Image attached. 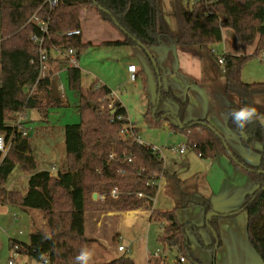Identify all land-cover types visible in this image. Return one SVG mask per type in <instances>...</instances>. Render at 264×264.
<instances>
[{
    "label": "trees",
    "instance_id": "16d2710c",
    "mask_svg": "<svg viewBox=\"0 0 264 264\" xmlns=\"http://www.w3.org/2000/svg\"><path fill=\"white\" fill-rule=\"evenodd\" d=\"M184 1L176 0L177 30L173 31L164 17L163 0H59L52 11L47 0H0V135L9 147L4 158L0 155V206L40 212L48 230L34 232L28 245L12 241L11 248L16 253L39 264L45 260L50 264H76L75 257L80 250L89 249L95 242L86 235V213L93 196L107 195L103 206L116 212L147 209L153 206L159 191L151 183L161 177L175 186L177 205L171 211L154 210L152 216L162 224L158 241L168 247H178L180 256L192 264L202 263L192 253L190 235L213 252L217 243L221 245L217 217L205 221L203 226L179 222L178 211L191 205L203 208L205 217L214 213L212 202L186 194L183 189L188 180L165 172L160 152L140 143L138 128L129 122L126 109L113 98V91L99 83L84 89L81 69L67 68L62 60L52 57L54 49L74 48L82 58L93 47L84 42L83 33L67 35L83 32L81 13L85 9L98 15L123 38L102 45L141 44L147 52L154 48L196 47L216 57L213 48L223 42L224 29L236 34L243 51L256 45L250 56L224 53L221 72L227 95L237 100L227 107V130L240 137L247 150L260 155L258 166H251L238 156L207 120L186 122L189 99L178 96L171 88L160 87L158 104H151L146 119L153 127L181 134L187 148L201 159L208 161L225 156L250 177L257 189L246 197L243 207L235 214H247L249 242L264 264V129L259 122H254L247 126L246 135L240 136L228 114L232 109L254 106L255 99L264 96V82L246 83L242 79L245 63L264 55V0H199L192 6L184 5ZM35 15L42 20L50 19L44 45L45 78L41 77L39 49L32 41L34 35H42L40 28L30 22ZM62 65L66 68L69 89L78 98L80 122L65 128L66 168L52 175L50 171H37L38 163L24 136L25 128L18 122L29 110L37 111L42 121H48L52 110L66 106L65 100L61 96L53 97L51 91ZM35 84L36 91L29 96L28 89ZM165 101L178 106L177 114L162 111ZM16 169L29 176L25 190L8 189ZM115 187L122 193L117 199L109 196ZM138 194L145 197L139 199ZM203 231L210 233L211 245L204 243ZM154 260L156 264L162 263L160 259ZM106 264L135 262L123 256Z\"/></svg>",
    "mask_w": 264,
    "mask_h": 264
},
{
    "label": "rangeland",
    "instance_id": "374dc122",
    "mask_svg": "<svg viewBox=\"0 0 264 264\" xmlns=\"http://www.w3.org/2000/svg\"><path fill=\"white\" fill-rule=\"evenodd\" d=\"M192 1L190 0V2ZM87 13L90 18L101 21L94 12L87 11ZM167 16L171 27L176 29V21L174 18L172 19L173 16L169 13ZM106 28L104 33L101 32V29L97 30L100 34L94 37L93 47L89 48L88 52L80 59L83 88L88 89L90 85L97 82V79L100 83H105L119 98L125 99L128 103L132 120L139 130L138 137L147 146L155 145L159 148L160 154L162 152L166 158L169 171H173L175 168L179 169L183 164H187L189 170L181 178L196 174L198 177L203 176L198 172L204 171L207 160L201 159L196 152L190 149L185 156L179 155V150L184 145V137L168 128L153 127L148 123L146 115L151 104H158L161 86L165 90L173 89L178 96L183 98L192 96L191 113L194 110L198 113V110L210 109L213 106L210 99V91L213 86L218 90L220 89L219 92H223L226 85L225 78L220 75L221 66L217 60L224 54L225 44L221 43L214 46L213 50L216 52L217 58L208 56L196 47L154 48L151 52H147L139 44L129 47L102 45L101 41H115L121 38V34L115 28L108 24H106ZM225 30L230 32V36L227 34L225 37L230 54L237 50L244 54L246 51H242L236 34L230 29ZM253 48L256 50V45ZM193 55H198V58L191 57ZM57 56L56 52L52 53L53 58ZM192 58L194 60H191ZM129 63H134L139 70V77L135 82H128L125 74V68ZM60 67L62 68L63 65ZM193 75L197 77L189 79V76L192 77ZM242 79L246 83L264 82V55H259L245 63ZM57 81L58 85L62 86L65 91L66 106L62 109L52 110L48 121H42L37 111L29 110L23 119L25 124L22 123L31 145V153L38 163L37 171H50L55 166V175L64 172L66 168L65 128L80 122L77 111L78 98L70 91L66 74L63 73ZM225 96L229 95L225 94ZM229 98L236 100L232 96ZM162 111L169 115L177 114L178 106L172 101H165L162 104ZM220 117L219 115V121ZM185 144H187L186 141ZM7 150L8 153L9 147ZM251 152L256 154L254 151ZM175 165L179 166L174 167ZM28 177L16 169L9 180L8 189L25 190L28 187ZM165 182L166 184L162 185V189L169 196H172V199H175V186L167 179ZM193 191L204 193L205 190L203 186L194 188L191 185L187 192H184L191 194L194 193ZM91 203L93 201L89 203V206ZM101 205L96 210L93 207H88L89 211L86 213V235L89 239L95 240L89 248L94 253L93 264L110 263L113 259L123 256L130 258L135 264H156L154 259H160L163 264H166V261H169V264L178 261L180 258L178 250L165 249L166 246L158 241L162 234V224L156 221L155 217L153 220L148 217L150 213L153 214L154 212L153 206L142 209L149 212L146 217L139 215L135 218L132 217L131 221H123V225L120 226L118 225V216L111 217V229H108L106 220H102V226L97 229L95 218L99 219L103 213L106 215L108 212H116L105 208L103 204ZM162 209L166 211L165 208ZM201 209L203 210L201 207L191 205L187 209L181 210L178 214L180 220H178L180 223H203L199 222L201 221ZM37 214L39 215H36L33 226L29 222L27 214L20 208L0 206V264H39L26 255L16 253L11 248L12 241L28 245L34 232L37 230L48 231L43 215ZM118 235H121V240H119ZM210 238L208 232L203 233V241L206 245L211 243ZM190 243L192 253L198 261L202 264H214L216 259L213 251L203 247L193 235H190ZM119 246L125 247L128 252L119 253ZM158 251L162 256L169 259L166 257L155 258L154 254ZM187 264L192 263L188 261Z\"/></svg>",
    "mask_w": 264,
    "mask_h": 264
},
{
    "label": "crops",
    "instance_id": "0c3cea01",
    "mask_svg": "<svg viewBox=\"0 0 264 264\" xmlns=\"http://www.w3.org/2000/svg\"><path fill=\"white\" fill-rule=\"evenodd\" d=\"M198 1L199 0H193L192 2H190V0H185L184 5L192 6ZM175 6H176V0H163L164 17L169 27L173 31L177 29ZM167 13L172 15L173 16L172 19L174 18V20L176 21V26H175L176 29L175 28L173 29L171 27ZM81 15H82V22H83V32L82 33H83L84 42L91 43L93 45L94 37L100 34L97 30L101 29V32L104 33L107 29L106 24L104 22H101L99 20H96L94 18H90L89 16H87L88 13L85 9L82 10ZM229 33L230 32H227L225 29L222 31V34H223L222 43L225 44L224 53H230L227 47L228 46L227 41L225 40L226 39L225 37L227 36V34L228 36H230ZM118 40H123V38L121 37L120 39H116L115 41H118ZM107 42H114V41H103V42L101 41L100 43L103 44ZM253 49L255 48L249 47L245 52L247 53L246 55L247 56L253 55L254 54L253 51H255ZM244 54H242L241 52H238V50L233 53V55L235 56H242ZM191 57L198 58V55H193ZM194 58H192L191 60H194ZM130 65H134V63H129L127 67L125 68V74L128 78V82L131 81V75L128 70ZM63 73L66 74L65 69H61L57 71L55 75L56 80ZM220 73H221L220 74L221 77H224L221 70H220ZM138 77H139V70L137 68V80H138ZM195 77L197 76L195 75H193L192 77L189 76V79H194ZM96 83L106 85L105 83H102V82L100 83L98 79ZM57 85H58V81H57ZM82 86H83V78H82ZM219 90L213 86V89L210 91L211 92L210 99H211L213 106L208 110H202V109L198 110L199 111L198 113H196L195 110L192 113L190 112V108L193 107L192 106L193 101H191L192 96L187 97L189 99V108L187 110L186 122L207 120L217 131H219V133H221L226 138L229 146L233 149V151L238 156H240L249 165L256 167L260 164V161H261L259 154L257 153L255 154L247 150L243 146L241 139L237 137L236 135L231 134L227 130V107L230 103H237V100H234V98L231 99L229 98V96H225V94H227L226 85H225L223 92H219ZM113 98L118 99L122 103L123 107L126 109L128 113L129 122L132 125H135L131 117V112H130L128 103L125 101V99L119 98L114 91H113ZM254 107H256L259 112L264 111V96H260L255 99ZM219 115L221 116L220 121H219ZM25 116H26V113L24 114V117L21 118V123L25 124L23 120ZM135 127L138 128L136 125ZM183 139L186 141L185 138ZM140 141L144 144L141 138H140ZM185 141H184L183 146H186L187 148V144H185ZM150 146H153L159 149L155 145H150ZM187 152H188V148L184 154H181L179 150V155L185 156ZM161 157L164 161V168L167 174L177 176L181 180H188V183L184 187L183 191L187 192V189H189L191 185H193L194 188H199L203 186L205 190L204 193H202V191H198V192L193 191L194 193H191V194L186 193V194L194 195L198 197H204L206 199H209L212 202L214 213L217 214L218 228L220 231V238H221V245L218 244L216 248V252H214L215 259H216V261L214 259L215 261L214 264H263L261 257L253 249V247L251 246L249 242L248 232H247V226H248L247 214L243 212L235 214L237 211H239L243 207L246 197L250 194H253L257 189L256 185L253 183L250 177L246 175L245 173H243L242 171H240L238 168H236L229 158L225 156H220L216 158L215 160L207 161V165L205 166L204 171L198 172L203 176L198 177L196 174L194 176L181 178V176L184 175L185 172L189 170V166L187 164H183L181 167H179V169L175 168L174 170L172 169L173 171H169L166 165V158L164 155H162V152H161ZM177 166L179 165H175L174 167H177ZM165 179L166 178L161 180L158 194L156 198L153 200V208H152L153 211L154 210L163 211V212L171 211L177 205V202L175 201V199H172V196H169L164 191V189H162V185L166 184ZM96 196H97L96 198H95V195L93 196V203H91V205L88 206V207H93V209L95 208V210L97 208H100L102 206L101 204L104 203L103 200L99 199L100 195H96ZM162 208H165L166 211H164ZM21 210L27 214L29 222L32 223V225L34 226L36 215H39L37 213H40V212L31 211V210H23V209ZM180 212L181 210L178 211V214ZM104 214L105 213H103V215L100 216L99 219L97 218L94 219L97 229H99L102 226V223H101L102 220H106V223H108V226H109L108 229H111L112 228L111 217L118 216L117 217L119 221L118 225L120 226V225H123L124 223L123 221H126V222L131 221L132 217L135 218L138 215L140 217L142 216L146 217V215L149 214V212L147 210L141 209V210L133 211V212H123V213L108 212L106 215ZM178 214L177 216L179 219L180 216ZM148 217L150 220H153L152 213H150ZM200 220L201 221L199 222H203V223H199V224L195 223V225L203 226V224H205L206 217H205V213L203 210L201 212ZM45 226H46V222H45ZM204 232H207V231L202 232V237H203ZM118 237H119V240H121V235H118ZM210 239H211V243L209 245L212 244V238ZM165 246H166L165 249L167 248L168 250H171V251H174L173 249H176L179 252L178 247H168L167 245ZM154 255H155V258H159V257L165 258L166 257V256L165 257L162 256L159 253V251L156 252ZM216 255H217V258H216ZM167 258L168 257H166V259ZM180 258L182 257L180 256ZM180 258L176 262L173 261V264H181ZM93 261L94 259L90 261V264H93ZM187 263L188 261L186 260V263H183V264H187ZM166 264H169V261H166Z\"/></svg>",
    "mask_w": 264,
    "mask_h": 264
},
{
    "label": "built area",
    "instance_id": "2783aa9c",
    "mask_svg": "<svg viewBox=\"0 0 264 264\" xmlns=\"http://www.w3.org/2000/svg\"><path fill=\"white\" fill-rule=\"evenodd\" d=\"M47 4L50 7V10H54L57 5L59 4V0H47ZM32 23L36 24L39 28H40V32H41V36L39 35H34L32 37V41L33 43L38 47L40 55H41V59H40V63L42 65L41 68V77L45 78L47 76V51L44 49V45H45V41H46V36L49 34V25H50V19L49 20H42L38 15H35L31 21ZM82 32L81 31H75V32H71L68 33V36H78L81 35ZM56 52L58 54V56L56 58L60 59L63 61V63L67 66V68H80L81 65V57L79 55V52L77 49L74 48H69V49H64V50H60V51H56L55 49L52 51V53ZM213 53L215 54L216 52L213 50ZM218 63L220 66H222L224 64V59L221 57L218 60ZM66 70V68H65ZM130 75H131V81L135 82L137 80V68L135 65H130L128 68ZM36 87L37 84H35L34 86L30 87L28 89V95L32 96L34 94V92L36 91ZM57 90H58V94L59 96H61L63 99H65V91L63 89L62 86L57 85ZM112 105L109 106L110 109H112ZM24 115H21V118H23ZM21 118L18 122V124H21ZM129 130H127L128 132ZM24 136H26V133L24 132ZM140 141V138H139ZM140 143H142L140 141ZM153 150L155 151H159V149L151 146ZM8 146L6 144V140L5 137L3 135H0V155L2 156V158H4L7 153ZM187 148L186 146H183L180 149V153L184 154L186 152ZM160 152V151H159ZM161 155V154H160ZM4 156V157H3ZM110 158L112 159L113 156L111 155ZM50 173L52 175L56 174V167L53 166L50 170ZM164 179L163 177L160 178V180L158 182H152L151 186H160V182L161 180ZM122 193L119 191V189L117 187L113 188L112 191L110 192L109 196L117 199ZM107 195H101L99 197L100 200L105 201L106 200ZM137 197L139 199L144 198L145 196L143 194H138ZM22 234V233H21ZM118 251L121 253H126L128 252L127 249L123 246H119ZM158 256V255H156ZM180 263H186V260L184 258H180ZM11 264V263H10ZM43 264H50L48 260H45Z\"/></svg>",
    "mask_w": 264,
    "mask_h": 264
},
{
    "label": "clouds",
    "instance_id": "9594fccd",
    "mask_svg": "<svg viewBox=\"0 0 264 264\" xmlns=\"http://www.w3.org/2000/svg\"><path fill=\"white\" fill-rule=\"evenodd\" d=\"M233 123L236 125L237 134L240 136L246 135L247 126L259 122L264 127V114L260 113L254 106H243L238 109H232L229 111ZM94 253L88 248H82L79 254L75 257L76 264H90Z\"/></svg>",
    "mask_w": 264,
    "mask_h": 264
},
{
    "label": "water",
    "instance_id": "95a60500",
    "mask_svg": "<svg viewBox=\"0 0 264 264\" xmlns=\"http://www.w3.org/2000/svg\"><path fill=\"white\" fill-rule=\"evenodd\" d=\"M139 45L141 46V44H139ZM141 47H142V46H141ZM155 66H156V65H155ZM161 87H162V86H161ZM51 91H52V95H53V97H59L58 90H57V84H56L55 81L52 82ZM159 99H160V95H159ZM96 197H97V196L95 195V198H96ZM213 217H217V214H215V213L209 214V215L207 216V222H208L211 218H213Z\"/></svg>",
    "mask_w": 264,
    "mask_h": 264
},
{
    "label": "bare ground",
    "instance_id": "6f19581e",
    "mask_svg": "<svg viewBox=\"0 0 264 264\" xmlns=\"http://www.w3.org/2000/svg\"><path fill=\"white\" fill-rule=\"evenodd\" d=\"M135 215V214H134Z\"/></svg>",
    "mask_w": 264,
    "mask_h": 264
}]
</instances>
